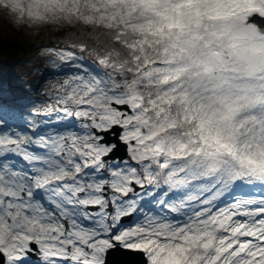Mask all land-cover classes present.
Listing matches in <instances>:
<instances>
[{
    "label": "snow or ice",
    "instance_id": "snow-or-ice-1",
    "mask_svg": "<svg viewBox=\"0 0 264 264\" xmlns=\"http://www.w3.org/2000/svg\"><path fill=\"white\" fill-rule=\"evenodd\" d=\"M0 11L78 37L0 100V264H264V0Z\"/></svg>",
    "mask_w": 264,
    "mask_h": 264
},
{
    "label": "rangeland",
    "instance_id": "rangeland-1",
    "mask_svg": "<svg viewBox=\"0 0 264 264\" xmlns=\"http://www.w3.org/2000/svg\"><path fill=\"white\" fill-rule=\"evenodd\" d=\"M72 31L70 28L59 31L49 28L42 29L39 32L29 31L26 33L23 29L17 30L13 23L6 19L4 13L0 11V45L2 41L5 42L6 40L7 43H11V47L16 51L29 53V56H33L34 50L43 49L51 43L78 38L70 35ZM45 54L49 55L50 53ZM21 62L17 61L13 67L5 68L0 73V93L8 90L5 96L15 98L21 106H44L46 103H53L54 101L49 98L46 90L50 88V81L55 77L46 75L41 78L43 72L38 74L39 67L29 66L27 63L24 68L21 67ZM20 72L22 76H19ZM31 99L37 102L33 104L29 101Z\"/></svg>",
    "mask_w": 264,
    "mask_h": 264
},
{
    "label": "trees",
    "instance_id": "trees-1",
    "mask_svg": "<svg viewBox=\"0 0 264 264\" xmlns=\"http://www.w3.org/2000/svg\"><path fill=\"white\" fill-rule=\"evenodd\" d=\"M11 43H7L2 41V44L0 45V70L5 67H10L11 65L15 64L17 61H22L23 63H26L29 61V55L28 53H24L22 51H16L14 48H12L10 45ZM59 47L60 45H56ZM44 53V52H43ZM45 54V53H44ZM53 55V54H51ZM37 58V55L35 57V60ZM39 61H43V57L40 55L37 58Z\"/></svg>",
    "mask_w": 264,
    "mask_h": 264
},
{
    "label": "bare ground",
    "instance_id": "bare-ground-1",
    "mask_svg": "<svg viewBox=\"0 0 264 264\" xmlns=\"http://www.w3.org/2000/svg\"><path fill=\"white\" fill-rule=\"evenodd\" d=\"M30 102H31V103H33V104H35L37 101H36V100H33V99H31V100H30Z\"/></svg>",
    "mask_w": 264,
    "mask_h": 264
},
{
    "label": "water",
    "instance_id": "water-1",
    "mask_svg": "<svg viewBox=\"0 0 264 264\" xmlns=\"http://www.w3.org/2000/svg\"><path fill=\"white\" fill-rule=\"evenodd\" d=\"M117 259H120V258H117Z\"/></svg>",
    "mask_w": 264,
    "mask_h": 264
}]
</instances>
